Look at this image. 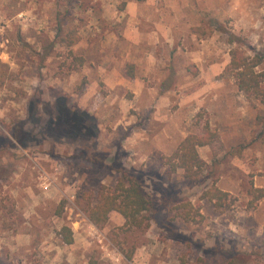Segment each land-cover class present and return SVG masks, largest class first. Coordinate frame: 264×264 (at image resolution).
<instances>
[{
	"label": "rangeland",
	"instance_id": "rangeland-1",
	"mask_svg": "<svg viewBox=\"0 0 264 264\" xmlns=\"http://www.w3.org/2000/svg\"><path fill=\"white\" fill-rule=\"evenodd\" d=\"M58 12L78 29L71 47L46 40ZM237 46L264 57V0H0V137L32 99L41 118L27 126L35 135L27 147L0 146V264H181L197 255L264 264V199L252 205L248 194L264 187V103L225 74ZM70 50L85 59L73 71ZM54 92L91 117L79 134H49ZM207 121L219 138L199 148L202 177L168 175L164 156ZM124 172L158 199L146 232L118 212L95 225L79 197ZM213 184L231 195L223 206L202 197ZM181 199L203 217L178 218ZM65 225L72 244L60 235Z\"/></svg>",
	"mask_w": 264,
	"mask_h": 264
},
{
	"label": "trees",
	"instance_id": "trees-1",
	"mask_svg": "<svg viewBox=\"0 0 264 264\" xmlns=\"http://www.w3.org/2000/svg\"><path fill=\"white\" fill-rule=\"evenodd\" d=\"M67 16L68 12H58L55 37L52 40L46 39L49 45L61 43L71 47L78 43L80 39L78 29L69 24ZM49 49L51 48L49 47ZM47 51L50 52V50ZM69 55L73 57L70 66L72 71L84 65L83 56L75 55L71 50ZM230 55L231 59L225 67V74L235 77L239 89L246 96L255 97L264 103V70H258L264 61V57L260 54L248 55L243 48L238 46L231 49ZM127 68V75L134 78V64L129 63ZM54 94L57 100L56 114L53 122L46 124L49 134L52 137L79 134L85 126L84 123L91 117L87 112H74L67 103L64 94L60 92H54ZM30 123L41 124L37 99L30 101L28 116L10 125L9 135L0 137V146L16 147L19 144L21 147H27L28 142L35 136L27 128ZM218 138L219 132L208 121L205 122L201 133L187 135L172 154L164 156L163 164L167 166L166 173L171 175L182 169L186 180L198 181L207 167V162L201 157L199 148L211 145ZM246 146L247 144L243 143L239 148L231 151V154L233 156L241 155ZM248 194L253 205L264 199V187H256L252 184L248 189ZM79 197L86 204L85 211L89 219L97 226H104L109 221L111 213L118 212L125 218V226L138 232H146L151 226L154 214L160 211L157 205V197L147 191L140 177L125 172L114 185L102 183L97 189L81 191ZM202 197L214 202L217 206H223L231 195L213 184L204 190ZM176 209V216L184 222L196 221L197 216L203 217L200 209L191 200H179ZM60 235L65 243L72 244L74 242V233L71 227L63 226ZM187 241H189L190 246L194 245L190 238ZM198 243L200 244V241ZM208 251L206 250V252ZM230 256L235 260L245 257L237 251H233ZM181 264H206V259L199 255L195 259H186L183 256L181 257Z\"/></svg>",
	"mask_w": 264,
	"mask_h": 264
}]
</instances>
